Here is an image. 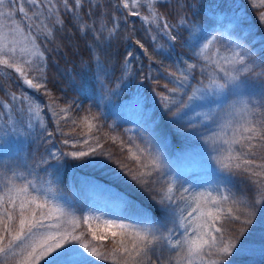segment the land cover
Here are the masks:
<instances>
[{"label":"trees","instance_id":"1","mask_svg":"<svg viewBox=\"0 0 264 264\" xmlns=\"http://www.w3.org/2000/svg\"><path fill=\"white\" fill-rule=\"evenodd\" d=\"M241 1L250 12H254L252 21L241 22L235 17L237 12L232 8ZM74 4L75 0H69L73 11H67L63 0H51V4L42 2L39 8L42 14L38 16H33L37 8L34 10L28 4L31 12L28 18L33 23L31 31L24 21L17 20L23 29L14 21L22 32L35 38L44 53L38 63L44 67V83L55 102L62 107H71L66 119L55 117L49 108L52 101L44 94V89L28 87L12 69L0 70V111H4L6 103H10L14 110L19 105L25 107V100L19 99L24 96L33 98L43 109L40 116L43 125L39 123L33 136L29 135L26 143L18 146V153L10 151L16 147L6 151L0 147V195L10 179L17 184L32 181L38 189L41 186L52 189L57 197L66 200L65 206L77 216H87L89 209L99 208L103 212L117 211L120 220L129 224L137 223L142 212L149 213L151 218L159 211L153 199L156 193L139 185L122 169L121 160L134 164L125 160V153L109 139L119 137L128 144L131 137L142 146L150 143L162 157L163 178L175 181L177 206L155 216L154 227H176L182 216H187L196 207L193 198L200 193L211 192L213 196L230 194L254 207L251 208L252 223L239 237L238 250L228 258V264H264V203L256 202L260 197L254 184L247 174L229 172L217 162L228 148L223 150L219 147L211 151L199 146L201 140L211 141L213 136L221 141L223 133L229 130L221 119L223 116L200 114L198 111L204 103L198 102L193 109L185 110L188 114L184 120L173 121L157 95L167 92L163 87L171 79L167 71L180 74L188 71L186 64L191 63L197 67L191 70L187 87H206L213 78L212 66L210 61L196 53L211 36L217 37L213 48H220L228 36H233L251 52V59L255 61L254 75L261 84L259 95L252 102L251 113L264 112V23L255 16L260 8L251 7V0H160L156 7L171 26V35L177 37L173 42L163 29V22L157 27L141 18L151 16L145 0L139 8L140 17L130 15L123 8V0H83L79 8ZM52 5L58 9L60 24L55 22L57 15L49 19L48 9ZM45 25L52 30V37L46 36ZM136 41H140L148 51L141 49ZM28 75L31 78L38 73L29 72ZM214 77L218 79V76ZM173 86L169 83V87ZM13 93L16 100L11 99ZM216 95L222 97L220 100H223L226 110L230 108V100L235 98L232 91H225L222 95L216 92ZM175 98L179 100L182 97ZM214 98L209 96L210 102ZM90 114L98 118L94 123L100 126L98 131L94 129L91 133L86 125L80 123L84 116ZM74 118L77 120L75 125L71 124ZM57 121L61 130L71 135H62ZM48 132L53 135L48 136ZM96 136L104 146L99 151L110 152L112 159L99 154L82 159L66 156L55 166L49 162L51 159H47V149L51 145L63 152L83 150L88 148V144L83 143L84 139L94 145ZM232 137L233 134L226 140ZM65 139L79 140L80 144L72 148L63 143ZM235 147L239 151V145ZM205 159L212 162L215 171L195 184L182 172L187 165ZM21 172L22 179L17 177ZM29 187L33 193L31 185ZM184 189L188 191L183 193ZM181 193L186 200H179ZM194 226L189 223L188 231L191 232ZM177 231L183 233L184 229L177 227ZM173 238L182 236L176 237L173 233ZM174 251L157 245L152 260L161 257L175 264ZM146 264L150 262L146 261Z\"/></svg>","mask_w":264,"mask_h":264},{"label":"snow or ice","instance_id":"2","mask_svg":"<svg viewBox=\"0 0 264 264\" xmlns=\"http://www.w3.org/2000/svg\"><path fill=\"white\" fill-rule=\"evenodd\" d=\"M15 2V0H13ZM51 4V0H47ZM151 17L145 15L141 18L146 23L155 24L160 27L163 22V29L169 34L170 39L175 42L177 37L171 35V26L159 13L156 7L160 0H145ZM83 0H75L74 7H81ZM142 0H123V8L129 11L132 16L140 17ZM5 4V0H0V7ZM27 4L37 8L33 16L42 13L39 8L42 6L41 0H27ZM63 5L67 11H73L69 5V0H63ZM252 6L264 9V0H252ZM19 12L28 16L23 2L19 6ZM48 12L57 15L58 9L55 5L49 7ZM3 15V13H0ZM261 23H264V11L259 13ZM56 23L61 20L57 15ZM181 23H184L182 20ZM45 34L52 37L53 32L45 25ZM217 42L216 36H211L200 48L197 56L211 61L213 68L222 74L217 79L213 77L210 83L204 88L187 87L190 83V72L195 69V63L186 64L188 71L178 74L175 71H167V76L171 79L163 87L167 92H159L162 107L173 121H182L187 116L186 109L191 110L198 105V102L205 100L208 96L217 91L224 92L230 85L236 84L240 80V74L248 75L255 72V61L251 59L246 50H231V55H224L219 48H213ZM137 45L148 50L140 42ZM214 52V55H213ZM44 53L40 50L35 38L29 45L17 47V42L7 40L0 31V66L12 69L18 73L24 84L28 87L40 90L44 89V94L52 101L49 105L53 115L59 119H66L68 108L58 105L51 92L47 89L43 75L44 67L36 61V58L43 59ZM131 56V53H129ZM203 71V69H201ZM29 72H36L38 76L31 77ZM35 81V82H34ZM158 82V81H157ZM180 96L177 100L175 97ZM16 100L15 93L11 96ZM22 101L27 97H20ZM29 111L39 121L43 109L39 105L29 106ZM238 115L241 113H237ZM244 114L257 118H247L246 122L237 129L239 135L234 132L233 137L226 141L229 147L226 154L217 158V162L227 171H236L247 174V178L254 184L257 195L260 197L256 202L264 203V112L258 114L249 113L244 109ZM98 118L94 114L84 116L80 123L87 126L88 132L99 127L95 120ZM41 126L43 121H40ZM71 124H77L74 118ZM31 127V125H29ZM58 130L61 126L57 121ZM65 136L71 133H65ZM48 132V136H52ZM96 143L89 144L88 139L83 143L88 144L87 149L51 153L58 162L61 157H72L82 159L94 155L107 156L112 159V154L103 149L100 137H94ZM112 143L118 144L121 151L125 153V160H130L132 164L119 161L122 169L126 170L132 180L142 187H146L156 193L153 196L155 203L159 206V211L151 216L147 212L140 213V220L135 224L123 223L118 220L102 219L98 216H77L68 207L50 202L47 195H33L30 185L35 188L32 181L25 184H17L10 179L4 187L3 194L0 195V264H172L161 257L152 260L157 245L175 250L173 259L175 264H228V258L233 255L234 250H238L239 237L246 231V226L252 223L253 206H249L246 201L234 198L230 194L221 193L213 196L211 192L200 193L194 197L196 207L182 216L179 224L171 229H160L154 227L155 216L162 215L170 210H174L178 203L174 179L169 181L163 178V160L161 155L154 151L150 143L143 146L136 143L129 137V143L119 137H109ZM255 142V143H254ZM65 145L77 148L79 140H63ZM239 145V151L235 147ZM162 184L161 187L156 185ZM37 193L41 190L36 189ZM51 192L52 189H48ZM188 190L184 189L183 193ZM181 193L179 200H186ZM158 197V198H157ZM193 213L197 214L195 226L191 232L189 228V217ZM96 223H93V222ZM238 226V227H237ZM177 227L184 229L181 233ZM167 233V234H165ZM173 233L178 239L173 238ZM109 238L111 242L108 243ZM87 254V255H86ZM88 257L94 259H88Z\"/></svg>","mask_w":264,"mask_h":264},{"label":"rangeland","instance_id":"3","mask_svg":"<svg viewBox=\"0 0 264 264\" xmlns=\"http://www.w3.org/2000/svg\"><path fill=\"white\" fill-rule=\"evenodd\" d=\"M23 2L25 6V10L28 12V16H25L23 13L19 12V6ZM42 2H47V0H41ZM252 2V0H251ZM259 3V0H257ZM31 7L35 10L36 7L31 5ZM251 7H253L251 5ZM256 8V7H253ZM232 11L236 13L237 20H240L242 22L245 20L252 21L254 19V12H250L249 9L245 6L244 3H238L234 4ZM264 11V9L260 8V12ZM259 12V13H260ZM0 13H3V15H0V31H2L4 37L7 40H12L17 42V47H22L24 45L30 46V41L32 40L30 35L25 34L22 32L15 24L14 21L19 25L21 22H17V20H22L25 23L28 24V31H31L33 28V23H30V19L28 18L31 14L29 11V6L27 4V0H5V4L0 7ZM259 13H256L255 16H258L259 19ZM151 17V16H150ZM15 19V20H14ZM260 21V19H259ZM261 22V21H260ZM19 27H21L19 25ZM22 28V27H21ZM23 29V28H22ZM223 48V49H220ZM220 51L224 55H231V50H246L248 54L251 57V52L247 49V46L243 44L240 40L233 36L227 37V42L225 44L221 45ZM214 55V53H213ZM40 62V58H36V61L34 62ZM153 63V62H152ZM211 63V61H210ZM211 65V64H210ZM212 66V65H211ZM4 67L0 66V70H3ZM213 77L214 75L218 76V79L222 76L221 73L216 71L213 66ZM200 88H204L202 86H199ZM261 84L258 83L257 79L255 78L254 73H250L248 75H244L243 73L240 74V80L234 84L230 85L229 89L226 91H232L234 93L233 99H235V103L231 102L233 99L230 100V106L228 105L227 110L224 109V103L223 100H220L222 97L217 96L216 93L213 94L212 102H210L209 96L201 101L200 103L203 104L200 106L199 113L203 114L206 117H209L211 115L221 117V119L224 120L226 125L229 127V130L225 133H223L222 137L220 138L221 141H218L217 137L213 136V139L211 141L202 142L200 141L199 146L202 149H211V151H214L216 148L220 149L219 147L228 148L229 145L226 143V139H229L232 134H234L235 130L239 128V126L246 122L247 118H251L244 114V109H247L249 113L252 112V103L255 98L259 95ZM219 95L224 94V92H219ZM211 96V95H210ZM27 97V96H24ZM217 98V99H216ZM25 107H22L19 105V108L17 110H14L12 105L10 103L5 104L4 111H0V147L3 148L4 151L11 149L10 151H13L14 153H18L20 145H22L24 142L26 143L29 135L33 136L37 126L40 123V120L38 121L34 115L29 111V106H35L39 105L37 101H35L31 97H27L25 99ZM232 104V105H231ZM241 113V114H237ZM234 123L235 127L234 128ZM31 125V127H29ZM235 129V130H234ZM57 150L54 148V146H50L47 149V159H51L49 162L52 163V166L60 164L63 160H65V157H61L60 161L58 162L55 158L52 157L51 153L57 152ZM216 152L214 153V156H216ZM19 162L18 159H15ZM215 166L212 165V162L209 160H199L195 164H189L184 168L183 172L184 174L188 175V179L194 180L195 184H198L201 182L204 178H206L207 175L211 174L213 171H215ZM212 171V172H211ZM22 172L17 173V177L21 178ZM22 179V178H21ZM25 184V183H23ZM38 185L35 188L31 187V190L33 191V195H47L50 202L62 204L65 206L66 200L57 197L55 193L48 192V188H45L41 186L39 188L41 191L37 193L36 189ZM87 216H98L102 219L107 220H118L120 222H123V220H120L119 213L117 211L114 212H103L99 208L95 209H89L87 211ZM197 220V214L193 213L191 217H189V223L194 224ZM93 223H96L95 221ZM124 223V222H123ZM87 255V254H86ZM88 259H94L91 257H88ZM99 264V263H98Z\"/></svg>","mask_w":264,"mask_h":264}]
</instances>
